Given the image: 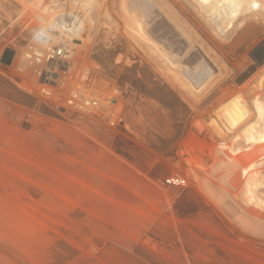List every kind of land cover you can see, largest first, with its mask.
Listing matches in <instances>:
<instances>
[{"label": "rangeland", "instance_id": "obj_1", "mask_svg": "<svg viewBox=\"0 0 264 264\" xmlns=\"http://www.w3.org/2000/svg\"><path fill=\"white\" fill-rule=\"evenodd\" d=\"M147 1L158 15L144 22L145 33L167 51L184 55L187 37L156 0ZM169 2L196 45L185 71L170 67L140 35L135 42L120 34L107 19L85 53L86 62L114 82L120 124L57 110L53 101L25 88L26 77L13 63L0 61V264H140L137 259L208 264L199 251L187 253L153 235L194 209L202 214L190 220L196 226L208 225V210L219 217L231 240L246 249L232 248L242 254L243 264H264V207L244 200L239 163L264 161L262 136L243 134L220 114L240 95L243 120H258L264 128V13L255 10L242 37L226 44L229 39L191 0ZM33 7L26 0H0V59L6 47L21 52L34 37L36 26L25 25ZM202 59L209 66L201 78H191L188 71ZM156 81L175 90L186 106L174 101L175 110L164 107L155 96L172 97ZM142 87L153 95L139 92ZM226 87L231 91L221 96ZM213 118L220 120L223 136ZM118 138L122 147L129 142L152 154L155 159H146L155 164L157 176L149 177L115 152ZM230 143L239 158L231 167L223 161L232 165L234 155L222 147ZM153 144L176 147L174 156L152 149Z\"/></svg>", "mask_w": 264, "mask_h": 264}, {"label": "bare ground", "instance_id": "obj_2", "mask_svg": "<svg viewBox=\"0 0 264 264\" xmlns=\"http://www.w3.org/2000/svg\"><path fill=\"white\" fill-rule=\"evenodd\" d=\"M26 1H29V3H31L33 6L35 5V7H33L34 13L31 15V17L28 18V21L25 24L26 26L35 25V33L40 31L41 28L44 29V27L47 26L53 27L51 40L53 41V45L59 46L61 48L59 56L55 54L52 58L45 60V66L49 69H52L53 71H58V67L63 68L65 61L72 62L73 60L76 61L80 59L82 56L85 57V53L89 52L90 50L91 42L95 37L94 34L97 31L102 19H107L113 26L112 28H114V30L120 32V34L127 36L131 41L136 42L137 38L135 34L140 35V37L145 39V41L150 44V47L153 51L161 54V56L170 64V67L177 68L181 72L182 70L185 71V69L187 68V66L184 65L187 55L190 53L192 48L196 46L195 41L191 36L192 33L190 31L186 32L185 28L183 27L184 23L182 24V22H180L178 16L175 14L176 12L173 10L174 8L172 6V3H176V1L170 3V0H156L157 2H154L158 4L160 11L165 13L166 17L173 23V25L176 26V28H178L181 33L187 37L188 49L182 56L173 54L170 50L167 51L164 46L149 38V36L145 33L144 22L148 18L153 17V14L158 15V12L154 11L155 9L150 10L151 6L149 4V1L147 0ZM191 1L198 6L197 8L200 9V13H202L203 16H205L206 20L215 27L214 29H217V31L222 36H225V38L229 39L227 40L228 42H226V44H229L230 42L232 43L236 39H240L242 37L245 29L252 23L250 18L252 17V15L257 13L256 11L259 10L264 13V0ZM254 4L256 5V7H253ZM193 20L195 21V19ZM129 23H131V26L129 25ZM33 42H35V37H33L31 41L25 46L24 50H22L21 52H16V56L13 61V64L20 65L25 71L24 75L30 78L32 77V75L30 67L24 59V52L26 51V49L33 45ZM129 44L130 46H132L131 43ZM45 46L46 45L43 44L40 45V50H43ZM122 57L123 56L119 54L117 56V60H121ZM184 66L186 67L184 68ZM206 66H209L208 61L202 59V61L194 67V71L189 70L188 74L193 79H199L202 77V73L204 72ZM94 67L97 66L95 65ZM246 68L247 67H244V69ZM93 74L97 76L99 80L104 82V84L110 89V91H115L114 82L112 80L103 77L94 69ZM204 86L205 81H202L198 85V87H201V89H203ZM86 87L88 89H91L88 85H86ZM93 87H97L96 90L98 92L100 91V88L98 86L93 85ZM221 91V96H226L227 93L231 91V89L226 87ZM243 106H245V101L242 99V97H240V95H236L232 100L228 101L221 108L220 114L222 113L223 118L228 122L230 126H236L240 129H243V134L253 132L257 137L262 136L261 143H264V128H260L261 125L258 124V120H243ZM219 121L216 118H213L211 120V123L218 134L220 136H223L226 132ZM222 147L228 148L230 153L234 155L233 158H231L232 156L230 157V159H233L232 165L228 164V162L226 161H223V164L231 167L234 164L238 163L239 158L237 157V151L233 147V145H231V143L228 146H225L223 144ZM239 163L245 173L244 180L242 181L245 183V188L242 191L244 200L249 204L264 207V161L258 162L252 166L243 165V163L241 162Z\"/></svg>", "mask_w": 264, "mask_h": 264}, {"label": "built area", "instance_id": "obj_3", "mask_svg": "<svg viewBox=\"0 0 264 264\" xmlns=\"http://www.w3.org/2000/svg\"><path fill=\"white\" fill-rule=\"evenodd\" d=\"M52 30L51 26L41 28L34 35L33 45L24 52V59L30 67L31 78L24 75L25 71L20 65H15L17 71L26 77L23 83L25 88L53 101L57 110L62 107L65 113L81 111L112 125L120 124L121 110L118 109V103L114 101L113 92L93 74V69L86 62L85 57L82 56L72 62L65 61L63 68L58 67V71L45 66V60L52 58L55 54L59 56L61 52L59 46L53 45ZM42 44L46 46L40 50ZM16 52L11 63L14 61ZM93 85L98 86L100 91L98 92L97 87L94 88Z\"/></svg>", "mask_w": 264, "mask_h": 264}, {"label": "trees", "instance_id": "obj_4", "mask_svg": "<svg viewBox=\"0 0 264 264\" xmlns=\"http://www.w3.org/2000/svg\"><path fill=\"white\" fill-rule=\"evenodd\" d=\"M123 80L124 77H120V82H123ZM155 83H159L157 88L161 87L160 90H163L161 92L166 93L165 91H167V93L172 97V100H167L163 97V95H160L161 97L154 95L164 107L172 111L175 110L176 105L174 101L186 106V104L180 99L177 92L171 89L166 83L161 84V86H159L160 83H162L161 81H156ZM139 92L146 95H153L149 93L146 87H142ZM186 108L190 114V109L188 107ZM177 139L175 138V140ZM127 143L128 144L125 147H122L124 140L118 138L116 140L115 152L125 157L132 165L136 166L149 177H156L157 175L152 172L155 168V164L151 163L149 160L147 161L146 159L149 157L155 159V157L152 154L140 149V147H137L129 142ZM151 148L160 153L164 152L166 156H174L176 151V147H172V149H170L168 146L161 147L156 144H153ZM168 177V175L164 177L166 182H168ZM199 212L200 210L194 209L190 212V217H187L184 220H179L174 224L169 223L164 231L153 235L168 245H173L176 248H183L187 253L199 251L209 258L208 264H243L242 260H240L243 258L242 254L235 253L232 248L237 247L242 252H245L246 249L231 240L232 234L226 229L225 224L219 219V217L214 215L211 210H208V212H210V216L206 220L208 225L196 226L190 222V220L202 218V214ZM254 251L255 250H247L250 255L258 256ZM258 257L261 258V256ZM137 260L140 264H147L139 259Z\"/></svg>", "mask_w": 264, "mask_h": 264}, {"label": "water", "instance_id": "obj_5", "mask_svg": "<svg viewBox=\"0 0 264 264\" xmlns=\"http://www.w3.org/2000/svg\"><path fill=\"white\" fill-rule=\"evenodd\" d=\"M15 54V50L11 47H6L2 53L0 61L6 65H10ZM59 110H64L62 107Z\"/></svg>", "mask_w": 264, "mask_h": 264}, {"label": "clouds", "instance_id": "obj_6", "mask_svg": "<svg viewBox=\"0 0 264 264\" xmlns=\"http://www.w3.org/2000/svg\"><path fill=\"white\" fill-rule=\"evenodd\" d=\"M253 7H256V5L254 4Z\"/></svg>", "mask_w": 264, "mask_h": 264}]
</instances>
